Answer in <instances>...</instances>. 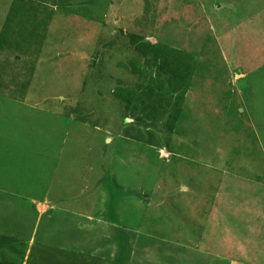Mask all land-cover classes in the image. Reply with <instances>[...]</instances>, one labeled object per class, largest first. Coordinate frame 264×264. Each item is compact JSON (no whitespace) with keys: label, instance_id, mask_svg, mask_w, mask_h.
<instances>
[{"label":"rangeland","instance_id":"374dc122","mask_svg":"<svg viewBox=\"0 0 264 264\" xmlns=\"http://www.w3.org/2000/svg\"><path fill=\"white\" fill-rule=\"evenodd\" d=\"M16 1L0 264H264V0Z\"/></svg>","mask_w":264,"mask_h":264},{"label":"trees","instance_id":"16d2710c","mask_svg":"<svg viewBox=\"0 0 264 264\" xmlns=\"http://www.w3.org/2000/svg\"><path fill=\"white\" fill-rule=\"evenodd\" d=\"M34 8V7H33ZM33 8L31 7H27L26 5V1L24 0H18L16 1L11 10H10V13H9V16H8V19H7V23L9 24L10 22H12L13 20H15V18L17 17H20L22 18L21 16H23L22 14H24V12H32ZM31 9V10H30ZM20 20L19 22L21 24H23V21L21 19H18ZM7 26H5V29L0 37V43L1 45L3 44H6L7 43ZM135 44L137 45V48L138 50L144 54L145 56L148 55L149 52H152L154 53V59L155 61L159 62L160 61V68L163 69V70H167L169 69L171 66H170V60L167 56V51L168 49H165V48H160V47H156V46H153L151 44H148L146 42H138L136 41ZM175 62L179 65V67H181L182 69L186 70L189 68V64L184 61L183 59L181 58H177L175 60ZM138 71V69L134 66V72L135 73H138L136 72ZM181 77V78H180ZM178 76L177 73L175 74V78L174 80H178V84L180 83V85H185L184 82H179L180 81H183L184 80V77L182 78V76ZM182 79V80H181ZM135 90H132V89H129V90H123L122 91V95L125 96V97H129V99L134 98L135 96V93L134 92ZM150 96H154V91L150 90L149 93H148ZM155 108V107H154ZM178 112H176L177 114ZM179 115V113H178ZM175 118V117H174Z\"/></svg>","mask_w":264,"mask_h":264}]
</instances>
